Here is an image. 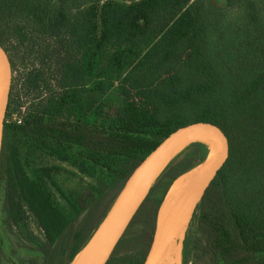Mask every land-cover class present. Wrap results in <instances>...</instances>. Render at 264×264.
Returning <instances> with one entry per match:
<instances>
[{
  "label": "trees",
  "instance_id": "obj_1",
  "mask_svg": "<svg viewBox=\"0 0 264 264\" xmlns=\"http://www.w3.org/2000/svg\"><path fill=\"white\" fill-rule=\"evenodd\" d=\"M0 43L12 69L17 55L32 65L12 75L3 118L12 252L0 234V264H68L133 168L196 118L215 120L229 149L184 233L182 264H264V0H0ZM51 70L59 91L41 95ZM187 148L105 264L142 263L162 198L206 157L202 141ZM64 171L79 177L75 192Z\"/></svg>",
  "mask_w": 264,
  "mask_h": 264
},
{
  "label": "water",
  "instance_id": "obj_2",
  "mask_svg": "<svg viewBox=\"0 0 264 264\" xmlns=\"http://www.w3.org/2000/svg\"><path fill=\"white\" fill-rule=\"evenodd\" d=\"M12 74L10 56L0 43V142ZM199 131L205 132L207 139L189 137ZM192 141L206 143V157L202 164L184 173V179L178 180L183 176L181 175L162 198L157 209L153 235L141 264H164L172 244L180 241L182 248V239L196 206L228 156V139L211 118H196L177 126L142 158L127 177L92 235L68 264H105L165 166L182 145ZM191 171H195L194 175L187 177ZM171 194L178 195V200L170 207L165 218L161 219V207Z\"/></svg>",
  "mask_w": 264,
  "mask_h": 264
},
{
  "label": "rangeland",
  "instance_id": "obj_3",
  "mask_svg": "<svg viewBox=\"0 0 264 264\" xmlns=\"http://www.w3.org/2000/svg\"><path fill=\"white\" fill-rule=\"evenodd\" d=\"M20 56L21 55H17V57H15V58L13 57V60H14L15 64H14L13 74L12 75L15 76V79H20V76H22V73L26 69H28V67L32 66V65H30V62L27 63V61H26V63H25V61H22V58ZM47 78L46 79L48 80V86L47 87H43L39 91V93L41 95H46V94L50 93L51 90L56 91V92L59 91V85H58V82H57L58 74L56 72H54L53 70H51L47 74ZM32 96H35V92L30 93L27 96H25L24 100L29 101L30 98H32ZM113 97H115V96H113ZM104 103H105L104 104L105 112L107 114H112L114 109H115V106H116L115 99L106 98L104 100ZM25 105L26 104L24 103L23 106L21 107V109H24ZM4 115H5V113H4ZM16 118H18V113H16V112L10 114L9 117H8L9 120H15ZM187 145H188V142H186L184 145H182L178 149V151H176V153L174 154V156H173V158L171 160L177 159V158L181 157L182 155H184L189 150L187 148ZM63 166L66 169H71V168L67 167L65 164H63ZM71 170L73 171V169H71ZM196 170H198V168H196ZM194 172L195 171H191L188 174L192 173V175H194ZM183 177H184V175L181 176L178 180L182 179ZM62 178H63V181H64V185L71 192H75L79 188V186H80L79 177L74 176V175L64 171V174H63ZM179 184H180V181H179ZM2 199H3V197H2V181L0 179V234H2V249H3V251H4L5 255H6V258H8V255L11 254L12 249H11V245H10V241H9V239H10L9 237L10 236H9V232H8V228H7V224H6L7 222L5 220L7 217H6V215H4V217H3ZM163 205H165V202H164ZM191 219H190V221H191ZM30 225H32V227L35 228V225H34L33 222H31ZM189 225L190 224H188L186 230L188 229ZM181 251H182V248L180 249V256H178L177 264H182ZM164 264H175V262H173V263L164 262Z\"/></svg>",
  "mask_w": 264,
  "mask_h": 264
},
{
  "label": "bare ground",
  "instance_id": "obj_4",
  "mask_svg": "<svg viewBox=\"0 0 264 264\" xmlns=\"http://www.w3.org/2000/svg\"><path fill=\"white\" fill-rule=\"evenodd\" d=\"M190 138H202V139H207V134L203 131H199V132H195L193 133L192 135L189 136ZM192 173L188 174L187 177L191 176ZM179 184V183H178ZM174 194H171L167 197L166 201H165V205H162L161 207V210L163 212V217L165 218V216L167 215L168 213V210L170 209V207L172 205H174L177 200H178V195L176 197V199L174 200V202L172 203V200L174 198ZM180 248H181V245H180V241L172 244L170 246V249L168 251V255L166 256V261L165 262H168V263H173L175 262V264H177V261H178V256H180Z\"/></svg>",
  "mask_w": 264,
  "mask_h": 264
}]
</instances>
